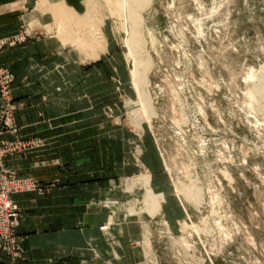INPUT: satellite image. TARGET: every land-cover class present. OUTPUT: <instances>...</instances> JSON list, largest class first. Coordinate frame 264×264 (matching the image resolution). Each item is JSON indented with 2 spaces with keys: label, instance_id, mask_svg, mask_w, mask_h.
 <instances>
[{
  "label": "rangeland",
  "instance_id": "rangeland-1",
  "mask_svg": "<svg viewBox=\"0 0 264 264\" xmlns=\"http://www.w3.org/2000/svg\"><path fill=\"white\" fill-rule=\"evenodd\" d=\"M43 3L50 25L0 37V52L46 34L79 51V77L64 69L60 86L70 108L93 106V118L69 129L94 132L96 144L74 159L113 180L103 178L114 219L96 227L109 230L98 246H111L94 251L118 255L123 226L135 264H264V0H83L80 12ZM14 78L0 64V133L19 131ZM42 142H0V197L18 211L13 242L0 235L5 264L25 254L17 195L47 191L5 162L38 155Z\"/></svg>",
  "mask_w": 264,
  "mask_h": 264
},
{
  "label": "crops",
  "instance_id": "crops-1",
  "mask_svg": "<svg viewBox=\"0 0 264 264\" xmlns=\"http://www.w3.org/2000/svg\"><path fill=\"white\" fill-rule=\"evenodd\" d=\"M59 1L44 0L42 8L54 6ZM62 1L79 12L85 6L83 0ZM37 2L0 0V37L22 29L32 31V23L50 25L54 15L37 8ZM64 46L56 34L31 35L26 41L15 42L0 52V64L14 73L12 102L15 123L19 126L17 133H0V142L18 137L44 140L36 150L38 155L26 151L23 155L8 157L5 162L11 170L37 176L47 188L43 194L27 190L17 195L21 209L18 231L23 236L25 252L20 264H135L123 245L126 227L122 225L118 255L104 257L94 251L111 246L106 239L98 246L99 231L106 238L109 230L96 227L114 219V204L103 181L107 178L108 186L112 179L108 175L97 177L92 159L79 158L83 163L74 159L80 153H94L96 136L89 130L69 128L95 114L90 104L76 110L64 101L66 97L62 93L65 89L60 86L64 83L62 72L68 69L79 77L82 61L79 51ZM91 70L87 74L91 75ZM71 88L75 99L79 98V89L73 84ZM65 106L69 110L66 113L63 111ZM66 123L68 128H65ZM49 183L52 185L48 191ZM4 262V258L0 260V264Z\"/></svg>",
  "mask_w": 264,
  "mask_h": 264
},
{
  "label": "built area",
  "instance_id": "built-area-1",
  "mask_svg": "<svg viewBox=\"0 0 264 264\" xmlns=\"http://www.w3.org/2000/svg\"><path fill=\"white\" fill-rule=\"evenodd\" d=\"M7 39L1 40V43H4ZM1 76H3V87L7 88L8 83L11 80V75L7 72H2ZM6 92V91H4ZM18 216L17 205L11 199L6 196L0 197V225L3 226L4 230L0 231V235L4 238L9 239L13 242L14 231L13 228L16 225V218Z\"/></svg>",
  "mask_w": 264,
  "mask_h": 264
},
{
  "label": "bare ground",
  "instance_id": "bare-ground-1",
  "mask_svg": "<svg viewBox=\"0 0 264 264\" xmlns=\"http://www.w3.org/2000/svg\"><path fill=\"white\" fill-rule=\"evenodd\" d=\"M95 33H98V32H95ZM98 37H100V36H98ZM263 76V75H262ZM263 81V80H262ZM260 84H262V83H260Z\"/></svg>",
  "mask_w": 264,
  "mask_h": 264
}]
</instances>
